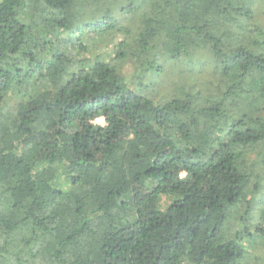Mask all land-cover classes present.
<instances>
[{
  "label": "trees",
  "instance_id": "16d2710c",
  "mask_svg": "<svg viewBox=\"0 0 264 264\" xmlns=\"http://www.w3.org/2000/svg\"><path fill=\"white\" fill-rule=\"evenodd\" d=\"M257 1L0 0V264L264 262Z\"/></svg>",
  "mask_w": 264,
  "mask_h": 264
},
{
  "label": "rangeland",
  "instance_id": "374dc122",
  "mask_svg": "<svg viewBox=\"0 0 264 264\" xmlns=\"http://www.w3.org/2000/svg\"><path fill=\"white\" fill-rule=\"evenodd\" d=\"M255 13H256V23L260 27L264 29V0H258L257 5H255ZM124 37L123 35L119 34H108V35H86V41L90 47L91 55L92 56H101V57H106L107 59H111L114 55V50L116 49L117 43L122 40ZM124 74L126 76H129L132 81H133V75H134V67L132 63H126L124 65ZM143 83L144 85H149L151 84V80L149 77L145 76L143 78ZM133 85L135 83L133 82ZM148 91L150 89L148 88ZM160 96V95H159ZM98 124L104 125L103 119H100L97 121ZM171 197H162L160 201V207L162 209H165L167 206L170 205L172 202ZM252 261H255V258L251 255L250 256ZM260 264H264V262H261Z\"/></svg>",
  "mask_w": 264,
  "mask_h": 264
}]
</instances>
